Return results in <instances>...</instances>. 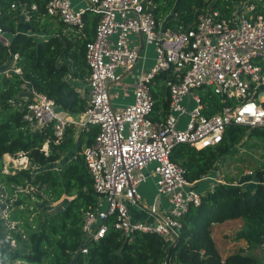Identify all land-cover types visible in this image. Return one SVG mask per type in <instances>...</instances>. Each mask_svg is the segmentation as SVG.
<instances>
[{
	"label": "trees",
	"instance_id": "trees-1",
	"mask_svg": "<svg viewBox=\"0 0 264 264\" xmlns=\"http://www.w3.org/2000/svg\"><path fill=\"white\" fill-rule=\"evenodd\" d=\"M47 1L0 0V27L8 37L6 44L0 41V65L7 68L0 72V264H258L255 256L240 250L221 257L211 236V223L240 217L243 227L235 238L247 244L264 241V167L255 168L252 186L234 184L233 178L222 182L205 176L231 145L264 142V125L231 123L222 139L212 145L195 148L178 142L172 146L169 159L181 165L185 179L200 193L199 203L189 204L179 217L173 241L153 231L134 230L128 237L112 225L111 214L104 219L101 237L83 238L82 214L96 205V194L81 151L92 142L97 125L79 128L67 123L56 143L51 122L33 126L22 118L20 106L9 102L25 83L72 117L87 104V86L82 92L78 87L88 74L84 44L93 37L99 15L85 9L83 29L75 32L57 15L45 12ZM148 1L143 0L158 26L172 31L190 28L197 15L206 11L229 18L252 4V12H264V0ZM22 11L26 14L25 31L17 28ZM12 54H16L14 65L19 73L9 67ZM167 76L166 70L153 75L151 117L167 111ZM196 91L204 102V112L219 108L215 94L209 90L202 94L200 87ZM5 153L13 157L24 154L28 168H5ZM17 186L28 190L19 191ZM32 200L42 205L57 201L61 208L55 204L39 215Z\"/></svg>",
	"mask_w": 264,
	"mask_h": 264
},
{
	"label": "built area",
	"instance_id": "built-area-1",
	"mask_svg": "<svg viewBox=\"0 0 264 264\" xmlns=\"http://www.w3.org/2000/svg\"><path fill=\"white\" fill-rule=\"evenodd\" d=\"M85 9L99 17L93 37L84 44L88 69L84 109L72 117L55 109L52 99L25 83L9 102L19 105L22 118L33 126L51 122L56 143L67 123L79 128L97 125L92 142L81 151L96 194V205L82 214L84 239L101 237L106 228L104 219L111 214L112 225L128 237L134 230L153 231L173 241L179 217L189 204L199 203L200 193L185 179L181 165L169 159L172 146L178 142L195 148L212 145L222 139L231 123L264 125V94L258 97L264 93V12H252V4L229 18L206 11L197 15L190 28L172 31L158 26L143 0H85L82 6L71 0H48L45 4L47 14L57 15L75 32L83 29ZM132 36L139 40L133 41ZM0 41L8 42L1 27ZM149 45L153 48L152 62L137 73L131 100L113 106L111 81L119 78V69L129 70L137 60L143 63ZM15 58L12 54L8 66L19 73ZM6 70L1 64L0 72ZM164 70L168 72L164 80L167 111L151 117L150 85L153 75ZM197 87L202 94L209 90L217 96L221 104L216 111L204 112ZM42 148L45 150V145ZM12 161L15 167L29 166L22 153L12 156ZM149 173L155 176L156 191L145 208L137 187ZM216 180L225 182L221 177ZM255 182L254 172L245 169L232 183L252 186ZM17 190L28 189L17 186ZM158 197L166 203L162 209L156 206ZM129 206L159 217L153 223L132 220ZM81 251H85L84 246Z\"/></svg>",
	"mask_w": 264,
	"mask_h": 264
},
{
	"label": "rangeland",
	"instance_id": "rangeland-1",
	"mask_svg": "<svg viewBox=\"0 0 264 264\" xmlns=\"http://www.w3.org/2000/svg\"><path fill=\"white\" fill-rule=\"evenodd\" d=\"M242 6V5H241ZM25 20V17L20 16V21L23 23ZM153 54V48L151 45H149L146 48V60L150 58ZM145 60V61H146ZM111 89H109L110 93ZM122 104V103H121ZM121 104L117 105L120 106ZM55 107V106H54ZM56 109V108H55ZM185 116H181V121H184ZM5 155V156H4ZM3 166L6 168L7 166H14V162L12 161V156L9 154H3ZM55 164H58V161H55ZM152 164L148 165V169H150ZM215 167L208 175L205 176V178H223L225 181L227 179H232V182L237 180L239 176H241V173L245 169H251L253 172L257 166L264 167V142L257 141L256 143L249 140L245 143H238L235 145H231L227 151L224 157H221L219 161H217L214 165ZM15 167V166H14ZM217 171V173H215ZM150 172V170H149ZM155 176L151 173L147 174L145 179L141 181L137 187L138 191L140 189H148V191L151 193L156 191L155 187ZM149 193V195H150ZM3 199L6 197V195L2 194ZM147 201V199H145ZM60 201V200H59ZM32 202H35L36 204V211L39 215H42L45 213L50 207L57 204L56 202H52L49 204L42 205L39 203V200H32ZM145 205H147L144 202ZM146 208V206H144ZM142 221V220H141ZM146 223H153L148 221H142ZM243 227V220L240 217L237 218H230L226 220H222L219 222H212L211 223V236L215 242L216 248L218 247V250L220 254H224L225 252H234L236 250H240L242 252L251 254L254 252L255 254V246H258L255 243H252L251 250H243L245 247L244 245L247 244L244 239L241 238H235V235H237V231L240 230V228ZM264 242V241H263ZM262 242V243H263ZM260 249H264L260 245ZM224 252V253H223ZM257 257L258 264H262V254L258 253L255 255ZM7 264V263H5ZM12 264H27L23 262L13 261Z\"/></svg>",
	"mask_w": 264,
	"mask_h": 264
},
{
	"label": "crops",
	"instance_id": "crops-1",
	"mask_svg": "<svg viewBox=\"0 0 264 264\" xmlns=\"http://www.w3.org/2000/svg\"><path fill=\"white\" fill-rule=\"evenodd\" d=\"M72 4L76 5V6H82L85 2V0H71ZM20 16L25 17V20L23 23H21L22 21L19 22L18 24V29L21 30H27V21H26V14L24 13V11L21 12ZM133 41L137 42L139 40V37L137 36H132L131 38ZM147 58V57H146ZM145 58V60H146ZM144 60L143 63H141L140 60H137L136 63L134 64V66L129 69V70H123L121 71V69H119V78L111 81L110 83V93H109V97H110V102L113 106H117L121 103H125L131 100L132 98V88L134 86L135 83V78L138 72L141 71V69H145L148 68L151 65L152 59L151 57L148 58L146 61ZM86 87V82H84L80 87H78L79 91L82 92ZM6 154V153H5ZM139 188V187H138ZM149 188L147 189H140L139 190V194H140V198H141V202L142 203H146L147 205H149L152 202L153 196H154V191L153 192H149L148 191ZM150 193V195H149ZM147 199V201L145 200ZM156 206L159 209H162L166 206V203L164 201V199L162 197H158V199L155 201ZM146 206V205H145ZM129 214H130V219L132 220H139V221H148V222H154L155 218H158V213H155L154 215H151L149 213H147L145 210H141L136 206H129ZM226 220V219H225ZM263 243H258V246H255L254 250L256 251L255 254L254 252L251 253V255L255 256L258 253L262 254V261L264 258V249H260V245H262L263 247ZM217 245V244H215ZM252 243L250 244H245L243 250H251ZM218 250V247H217ZM219 252V250H218ZM224 253V252H223ZM227 253L229 252H225L224 254H220L219 255L221 257L225 256ZM256 257V256H255ZM257 258V257H256Z\"/></svg>",
	"mask_w": 264,
	"mask_h": 264
},
{
	"label": "water",
	"instance_id": "water-1",
	"mask_svg": "<svg viewBox=\"0 0 264 264\" xmlns=\"http://www.w3.org/2000/svg\"><path fill=\"white\" fill-rule=\"evenodd\" d=\"M263 94L264 93H260L258 97L261 98L263 96ZM56 207H57V209H60L61 208V205L58 203V204H56Z\"/></svg>",
	"mask_w": 264,
	"mask_h": 264
},
{
	"label": "bare ground",
	"instance_id": "bare-ground-1",
	"mask_svg": "<svg viewBox=\"0 0 264 264\" xmlns=\"http://www.w3.org/2000/svg\"><path fill=\"white\" fill-rule=\"evenodd\" d=\"M5 156V155H4Z\"/></svg>",
	"mask_w": 264,
	"mask_h": 264
}]
</instances>
